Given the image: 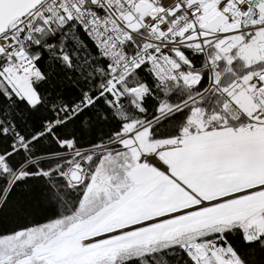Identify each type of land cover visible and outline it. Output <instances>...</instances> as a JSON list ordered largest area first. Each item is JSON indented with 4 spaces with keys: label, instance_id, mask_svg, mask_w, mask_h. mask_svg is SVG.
Returning <instances> with one entry per match:
<instances>
[{
    "label": "snow or ice",
    "instance_id": "1",
    "mask_svg": "<svg viewBox=\"0 0 264 264\" xmlns=\"http://www.w3.org/2000/svg\"><path fill=\"white\" fill-rule=\"evenodd\" d=\"M0 264H264V0H0Z\"/></svg>",
    "mask_w": 264,
    "mask_h": 264
}]
</instances>
